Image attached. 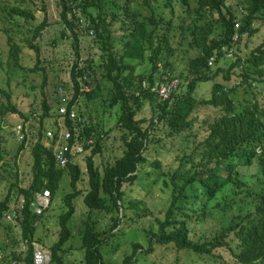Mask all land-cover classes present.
<instances>
[{"label": "rangeland", "instance_id": "374dc122", "mask_svg": "<svg viewBox=\"0 0 264 264\" xmlns=\"http://www.w3.org/2000/svg\"><path fill=\"white\" fill-rule=\"evenodd\" d=\"M68 1L74 6L76 15L74 30L78 36V68L85 67L87 72L79 84L96 93L93 98H87L84 94L87 91L81 90L74 103L78 111H83L88 122L94 124L96 131L102 135L100 151L93 156L94 166L102 173L106 166L114 164L123 154L125 145L122 138L126 134L118 122L120 102H112L113 85L104 76L103 65L107 55H114L118 61L135 63V81L139 77L145 78L152 69L147 43H143L146 50L142 60L123 56L124 45L130 40L126 28L134 26V23L147 24L150 18L154 19L153 41L155 43L161 39L162 46L156 63L157 70L153 75L154 82L159 81L163 73L175 75L180 83L174 93L181 95L190 79L188 63L200 52L185 29L188 25L204 28L212 21L213 35H216L220 30V16L214 9L200 8L197 0H168L170 4H166L167 0H118L121 8L112 6L111 0H101L102 13L106 16L99 25L102 28L106 24L110 33V49L103 51L91 22V14L97 15V8L88 7V13L85 14L77 7L82 0ZM226 4L235 15L234 23L239 25L245 8L239 0H226ZM15 9L23 10L24 14L20 15ZM60 11L59 0H0V202L7 192L10 194L9 202L13 201L19 196L18 187L29 185L32 178L31 148L39 137L38 130L42 132L53 127V121L58 117L56 108L60 94L69 97L73 93L70 69L76 54L72 47V32L61 21ZM222 13L225 15V8H222ZM260 14L253 22L257 32L252 35L244 33L241 37L238 34L234 48L229 46L233 56L216 53L218 58L210 65L208 73L216 74L196 84L192 95L197 102L188 116L189 128L175 133L170 132L163 122H156L142 151L144 161L137 166L135 180L121 185L124 194L122 200L117 202L118 209L106 211L88 208L83 196L90 187L85 161L90 152H85L73 161L72 164H77L80 170L76 183L79 193L72 199L75 210L68 221L71 235L63 245V264L84 263L81 235L87 219L106 238L100 247L104 264H121L125 255L131 253L133 243H139L142 247L133 257V264H170L174 260L177 264H241L224 244L216 247L211 254H200L171 244L157 243L151 234L157 230L158 220L164 218L170 202L173 188L171 174L180 166L179 156L195 151L193 160L184 163L181 171L176 174L174 180L178 183L184 171L186 174L199 163L201 142L209 133L210 123L222 113L220 106L200 104L202 99L211 96L213 83H223L232 88L229 98L235 112H240L250 104L259 105L264 122V76H255L246 61L240 66L229 68L236 57L246 58L264 40V12ZM68 17L71 18V14ZM43 18L46 19V26L39 36L33 38L34 29ZM167 20L171 24L165 27ZM30 44L36 48H31ZM165 60L171 69L164 68ZM227 70L230 73L229 80L224 79ZM241 73H248L247 81L241 79ZM146 85L144 81L143 86ZM43 102L49 106L47 116H43ZM153 105L145 99L135 113V118L142 121L143 127L157 113ZM12 107L18 112H11ZM17 125H21L26 138L21 149L18 148L21 140L14 131ZM155 162L157 167L153 165ZM231 177L233 180L223 185L213 198H203L204 203H199L200 206L204 205L202 212L187 220L191 240H212L221 228L234 225L240 220V215L253 210L257 202L255 199L264 188V171L259 160L256 158L248 165L240 164L233 169ZM69 180V170L64 167L49 206L42 215L37 216L38 223L32 241L49 253V247L58 237L59 215L65 210L63 198L73 191ZM101 195L106 203L112 204L108 195L102 192ZM5 211L0 210V260L3 258L7 262L13 255H19L20 258L14 259L25 262L30 240H27V245L21 235L20 221L6 220ZM225 240L232 248L237 247L233 232L227 234ZM150 246L152 251L147 252Z\"/></svg>", "mask_w": 264, "mask_h": 264}, {"label": "trees", "instance_id": "16d2710c", "mask_svg": "<svg viewBox=\"0 0 264 264\" xmlns=\"http://www.w3.org/2000/svg\"><path fill=\"white\" fill-rule=\"evenodd\" d=\"M59 2L61 4L60 19L66 28L72 32V47L76 54V60L70 69V79L74 83L72 100H75L81 94L78 78L87 72L85 71V67L78 68L79 50L78 36L74 30V20L76 19L74 6L68 0H59ZM101 2V0H82L78 3L77 7L85 14L88 13L86 8H97V15L91 14L93 16L91 22L93 23V30L95 31L99 46L105 51L106 49H110V33L106 24H103L102 28L99 25V22H104L106 16L105 13H102ZM111 3L115 8H121L118 0H111ZM197 3L200 8L214 9L218 12L221 24L219 26L220 30L216 35H213L212 21L207 23L204 28L195 25H188L186 27L185 31H188V35L192 37V43L199 48L200 52L198 55L192 57L188 63L187 71L190 79L186 83L183 94L177 95L173 93L169 100H160L149 90L150 86L154 84L153 75L155 74L154 71L157 70L156 63L159 61V55L162 52L161 39L155 43L153 41V36L155 35L154 19L150 18L147 24L134 23V26L126 28L130 40L124 45L125 51L123 56L142 60L144 51L146 50L143 43H147L149 46L150 54L148 60L152 65V69L151 73L145 78L139 77L135 81L133 78L135 76V63L118 61L114 55H107L106 62L103 65L104 76L113 85L112 102H120L121 113L118 117V122L126 131V134L122 138L125 149L114 164L106 166L103 172L100 173L98 168L93 164V156L100 151L101 139H98L91 148L90 153L85 158L90 187L83 196V201L89 209L106 211H111L113 208L118 209L119 205L117 202L122 200L124 194L121 185L124 182L131 183L135 180L137 166L140 162L144 161L142 151L145 149L149 134L156 122H163L170 132L175 133H180L189 128L190 121L188 116L197 102L192 95L195 86L199 81L209 80L216 74V72L213 75L208 74L210 71V66L207 64L208 57L221 53L219 49L223 45L231 46L233 44L234 46L235 41L233 42L232 35L235 32L239 34V37L244 33L252 35L257 32L256 27L253 26V22L259 18L260 13L264 12V0H239V3L245 8V12L240 18L239 26L235 29V15L231 12L230 6L226 4V0H197ZM166 4H170V1ZM222 8L226 9L225 15L222 13ZM15 11L20 15L24 14L23 10L15 9ZM68 14H71V18L68 17ZM165 24V27L170 26V20H167ZM45 26L46 19L43 18L39 25L35 27L33 38L39 36ZM30 47L36 48L32 44H30ZM221 55L219 54V56ZM244 61L248 62L255 76H264V40L252 49L246 58L236 57L229 65V68L240 66ZM163 65L165 69L170 68L166 60L163 62ZM125 72L127 73L124 75ZM166 75L167 73H163L159 81H163ZM229 78L230 73L227 70L224 74V79L229 80ZM247 78L248 73H241V79L247 81ZM144 81L147 82L146 86H143ZM231 91L232 88L225 86L223 83L215 82L212 85L211 96L202 99L201 103L199 102L200 104L208 103L215 107L220 106L222 113L210 123L209 133L201 142V148L198 152L200 156L199 163L193 169L187 171L186 174L184 171L180 175L181 182L178 183L174 180L176 174L181 171L184 163L193 160V152L195 151L193 150L188 154L179 156L180 166L171 174L173 188L170 202L165 211L164 218L161 221L158 220L157 230L152 232L151 236L153 237V241L157 243L171 244L176 248H185L200 254H211L216 247L224 244L231 251L237 262L241 264H264V188L259 191L253 210H248L243 215H240V220L234 225L221 228L219 234L215 235L212 240L203 242L193 241L188 236L187 220L192 215H197L203 211L204 205H199V203H204L203 198L206 200L213 198L223 185L233 180L231 173L234 168H237L240 164H251L257 158L264 171V122L261 119L263 111L259 105L254 103L244 107L240 112H235L233 103L229 98ZM84 94L87 98H93L96 95L93 90L84 92ZM145 99L154 104L153 107L154 109L155 107L157 108V113L152 116L148 125L143 127L142 121L135 118V113ZM130 101L132 103H129ZM43 103V116H47L49 106L45 102ZM10 111L14 113L18 112L15 107H12ZM94 127L90 122V127L87 129ZM38 136V139L31 148V181L27 187H18L17 189V195H22L25 201L23 215L20 219L21 235L23 239L30 240V242L34 237V222L37 219L29 210L32 193L48 189L51 196H53L58 186L62 169V167L56 165L51 150L44 147L41 143V130H38ZM25 139L21 140L19 149L23 148ZM153 165L158 166L156 162ZM66 167L70 173L69 182L73 191L67 193L63 198L65 210L58 218V237L49 247L50 261L48 264H63V245L71 235L68 221L75 210L72 199L79 193L76 187V183L80 177L79 167L77 164L72 163H68ZM101 192L110 197L112 204L105 202ZM9 199L10 194L7 192L3 201L0 202V210L7 208ZM116 223H114L113 227ZM230 232H233L237 240V245H235L237 249L232 248L231 245H227L225 238ZM105 239L91 225L89 219L84 221L81 235V246L84 248L83 264H104L100 247ZM140 248H142L141 244L133 243L131 253L125 255L121 264H133V257L138 253V249ZM27 249L24 258L25 262L33 264L31 243H29ZM151 251L152 247L150 246L147 248V252ZM13 256L12 258H20L19 255ZM3 260V258L0 260V264L4 263ZM170 264H177V261L174 260Z\"/></svg>", "mask_w": 264, "mask_h": 264}, {"label": "built area", "instance_id": "2783aa9c", "mask_svg": "<svg viewBox=\"0 0 264 264\" xmlns=\"http://www.w3.org/2000/svg\"><path fill=\"white\" fill-rule=\"evenodd\" d=\"M235 29L239 26L236 22ZM237 32L232 35L233 42L237 39ZM234 48L233 44L231 45ZM231 48L228 45L220 47L222 54L227 53V56H232ZM216 54L208 57L207 64L213 65L215 63ZM167 74L164 76L163 81H156L150 86V92L154 93L160 100H169L173 93L176 91L180 79L173 75ZM84 78L79 77L81 80ZM80 90L88 91V88L81 86ZM74 93V87H73ZM60 94L59 105L56 108L57 118L53 121V127H49L42 131L41 143L44 147L51 150L55 163L58 167H66L68 163L73 161L84 154L90 152L91 148L95 145L96 141L102 137L96 131V127H90L87 116L83 111H78V106L75 104L73 97ZM91 125L95 126L91 123ZM20 140L25 138L21 125H17L14 129ZM51 194L48 189L38 190L32 193L31 202L29 205L30 212L37 218L43 214L45 209L49 206ZM24 197L19 195L7 205L4 217L8 221L18 220L22 218L24 210ZM37 219L34 222L36 226ZM27 244V239L24 240ZM32 246V263L33 264H48L50 261V253L42 248L37 242L31 241ZM3 264H27L22 262L21 259H10Z\"/></svg>", "mask_w": 264, "mask_h": 264}]
</instances>
